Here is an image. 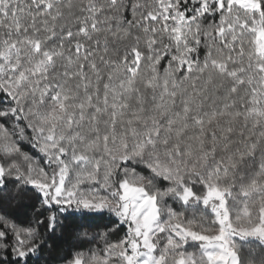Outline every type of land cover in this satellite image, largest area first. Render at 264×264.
<instances>
[{"label": "snow or ice", "instance_id": "1", "mask_svg": "<svg viewBox=\"0 0 264 264\" xmlns=\"http://www.w3.org/2000/svg\"><path fill=\"white\" fill-rule=\"evenodd\" d=\"M0 264H264V0H0Z\"/></svg>", "mask_w": 264, "mask_h": 264}]
</instances>
